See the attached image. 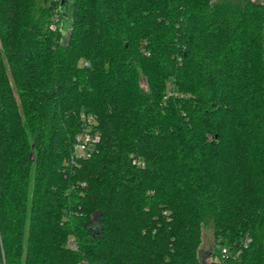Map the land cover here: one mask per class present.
I'll use <instances>...</instances> for the list:
<instances>
[{"label": "trees", "instance_id": "obj_1", "mask_svg": "<svg viewBox=\"0 0 264 264\" xmlns=\"http://www.w3.org/2000/svg\"><path fill=\"white\" fill-rule=\"evenodd\" d=\"M263 27L262 0H0V264H264Z\"/></svg>", "mask_w": 264, "mask_h": 264}, {"label": "built area", "instance_id": "obj_2", "mask_svg": "<svg viewBox=\"0 0 264 264\" xmlns=\"http://www.w3.org/2000/svg\"><path fill=\"white\" fill-rule=\"evenodd\" d=\"M99 133L92 132L88 129L82 130L75 135V145L70 155V161H74L76 157H88L92 154L95 144L99 141ZM68 245L72 248L77 247L76 240L68 237ZM222 253H226V247H222Z\"/></svg>", "mask_w": 264, "mask_h": 264}, {"label": "rangeland", "instance_id": "obj_3", "mask_svg": "<svg viewBox=\"0 0 264 264\" xmlns=\"http://www.w3.org/2000/svg\"><path fill=\"white\" fill-rule=\"evenodd\" d=\"M264 2V0H262ZM70 26V19H69V16H65L62 21H61V28H62V31H65L69 28ZM264 28V27H263ZM263 35H264V30H263ZM263 43H264V38H263ZM209 232L208 230H205V234H204V237H203V241L201 243V256L203 259H206L207 258V255L206 253H203V249H207V248H210V245H211V237L209 236Z\"/></svg>", "mask_w": 264, "mask_h": 264}, {"label": "crops", "instance_id": "obj_4", "mask_svg": "<svg viewBox=\"0 0 264 264\" xmlns=\"http://www.w3.org/2000/svg\"><path fill=\"white\" fill-rule=\"evenodd\" d=\"M202 251H203V253H206V255H208L210 253V248L203 249Z\"/></svg>", "mask_w": 264, "mask_h": 264}, {"label": "water", "instance_id": "obj_5", "mask_svg": "<svg viewBox=\"0 0 264 264\" xmlns=\"http://www.w3.org/2000/svg\"><path fill=\"white\" fill-rule=\"evenodd\" d=\"M61 3H62V0H61Z\"/></svg>", "mask_w": 264, "mask_h": 264}]
</instances>
